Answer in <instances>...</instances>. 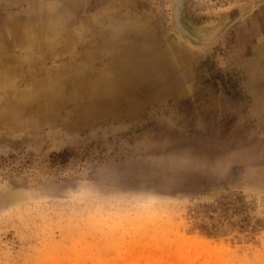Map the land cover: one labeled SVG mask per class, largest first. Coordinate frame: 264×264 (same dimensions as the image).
Listing matches in <instances>:
<instances>
[{
    "label": "rangeland",
    "instance_id": "1",
    "mask_svg": "<svg viewBox=\"0 0 264 264\" xmlns=\"http://www.w3.org/2000/svg\"><path fill=\"white\" fill-rule=\"evenodd\" d=\"M0 264H264V0H0Z\"/></svg>",
    "mask_w": 264,
    "mask_h": 264
},
{
    "label": "water",
    "instance_id": "2",
    "mask_svg": "<svg viewBox=\"0 0 264 264\" xmlns=\"http://www.w3.org/2000/svg\"><path fill=\"white\" fill-rule=\"evenodd\" d=\"M181 2V0H178V3H180Z\"/></svg>",
    "mask_w": 264,
    "mask_h": 264
}]
</instances>
